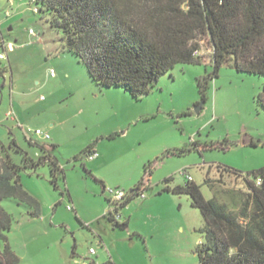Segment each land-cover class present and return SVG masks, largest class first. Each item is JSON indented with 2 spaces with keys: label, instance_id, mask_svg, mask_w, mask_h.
<instances>
[{
  "label": "rangeland",
  "instance_id": "obj_1",
  "mask_svg": "<svg viewBox=\"0 0 264 264\" xmlns=\"http://www.w3.org/2000/svg\"><path fill=\"white\" fill-rule=\"evenodd\" d=\"M0 33L13 44L0 60V142L23 167L21 183L40 211L31 217L26 204L1 203L13 220L7 241L21 264H198L203 217L188 195L158 193L164 179L183 186L190 177L208 200L207 177L224 201V191L239 186L220 177L217 166L244 174L264 167V111L256 102L263 78L225 65L209 80L202 103L196 79L212 71L202 42L204 63L174 66L135 98L118 87H97L31 0H0ZM28 130L37 144H57L65 171L57 189L47 164L24 167L25 154L41 153L26 139ZM92 144L98 156L88 160L82 152ZM100 181L126 192L143 183L145 199L135 197L120 211L127 229L108 220L109 212L118 217Z\"/></svg>",
  "mask_w": 264,
  "mask_h": 264
},
{
  "label": "trees",
  "instance_id": "obj_2",
  "mask_svg": "<svg viewBox=\"0 0 264 264\" xmlns=\"http://www.w3.org/2000/svg\"><path fill=\"white\" fill-rule=\"evenodd\" d=\"M35 13L49 17L50 26L63 34L64 49L79 57L89 77L99 88L118 87L137 98L147 94L157 80L178 64L204 63L198 55L202 42L210 51L212 71L196 79L202 103L206 101L209 80L219 70L232 66L239 73L264 80V0H34ZM3 39L0 33V41ZM0 50H3L0 43ZM10 68V67H9ZM1 74V70H0ZM264 111V83L256 98ZM112 138V136H110ZM38 145L36 159L24 155V167L36 169L47 164L51 183L58 188L65 171L55 156L57 146ZM254 145V144H252ZM12 147L22 150L16 142ZM93 144L83 152H93ZM80 157L75 156L74 160ZM23 167L15 164L0 142V264H21L7 241L12 217L1 203L14 199L31 208V217L40 215L39 203L24 189L20 180ZM85 171L90 175L89 170ZM220 177L234 178L239 188L224 191V201L217 196L211 179L204 180L213 193L206 200L200 186L188 181L170 186L171 178L158 193L188 195L199 210L204 227L203 241L196 248L198 264H264V167L244 174L226 167H216ZM102 193L105 185L100 181ZM140 182L127 192L121 203H112L107 218L125 230L129 220L120 221V211L139 193ZM70 200V194L66 189Z\"/></svg>",
  "mask_w": 264,
  "mask_h": 264
},
{
  "label": "built area",
  "instance_id": "obj_3",
  "mask_svg": "<svg viewBox=\"0 0 264 264\" xmlns=\"http://www.w3.org/2000/svg\"><path fill=\"white\" fill-rule=\"evenodd\" d=\"M31 1H34V0H31ZM33 11L36 12L35 9H33ZM0 43H2V47H3V50H0V60H4L6 58V48L7 47L5 46V42L3 39L0 41ZM11 47H12L11 44L10 45L8 44V48L11 49ZM25 133H26L25 134L26 137H30L29 134H32V131L28 130ZM33 134L35 136L42 137V139L44 140L50 139V136L46 133H43L41 130H35ZM97 156H98L97 153L93 151L88 155V160L95 159ZM188 180L191 181V178L189 177ZM104 192L107 198L112 203H115V204L123 202L128 196L127 192L122 190L121 188H114L110 186H106ZM138 197H140L141 199H145L146 196L143 190L139 193ZM72 209H73L72 207H68V210H72Z\"/></svg>",
  "mask_w": 264,
  "mask_h": 264
},
{
  "label": "crops",
  "instance_id": "obj_4",
  "mask_svg": "<svg viewBox=\"0 0 264 264\" xmlns=\"http://www.w3.org/2000/svg\"><path fill=\"white\" fill-rule=\"evenodd\" d=\"M10 44H11V46H12L11 49H13V44H12V43H9V45H10ZM5 46L8 47V45H6V44H5ZM9 67H10V66H9ZM50 139H54V136L52 135V136L50 137ZM53 143H55V142L53 141ZM54 145L57 146V144H54ZM94 151H95V150H94ZM95 152H96V151H95ZM95 159H96V158H95ZM92 160H94V159H92ZM103 183H104V182H103ZM104 185H105V184H104ZM110 187L119 188L118 186H115V185H114V186H110ZM70 201H71V198H70ZM126 206H127V205H126ZM126 206H125V207H126ZM125 207H124V208H125Z\"/></svg>",
  "mask_w": 264,
  "mask_h": 264
},
{
  "label": "water",
  "instance_id": "obj_5",
  "mask_svg": "<svg viewBox=\"0 0 264 264\" xmlns=\"http://www.w3.org/2000/svg\"><path fill=\"white\" fill-rule=\"evenodd\" d=\"M200 108H201V105L196 109V113L199 111Z\"/></svg>",
  "mask_w": 264,
  "mask_h": 264
}]
</instances>
